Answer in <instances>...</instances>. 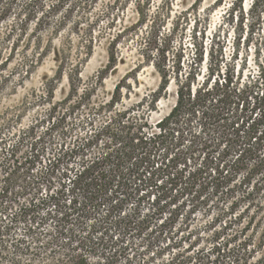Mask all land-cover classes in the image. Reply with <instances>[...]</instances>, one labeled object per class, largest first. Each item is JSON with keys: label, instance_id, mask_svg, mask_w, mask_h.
Segmentation results:
<instances>
[{"label": "clouds", "instance_id": "obj_1", "mask_svg": "<svg viewBox=\"0 0 264 264\" xmlns=\"http://www.w3.org/2000/svg\"><path fill=\"white\" fill-rule=\"evenodd\" d=\"M173 2L0 0V51L14 50L12 62L22 59L11 71L0 60V264H264V103L248 106L252 88L225 85L208 91L205 86L193 96L187 83L177 80L176 105L156 123L153 113L169 95L168 81L153 89L136 79L139 68L152 60L162 76L171 71L165 69L163 51H173L175 34L163 28ZM129 5L139 21L129 20L124 28ZM233 13L241 24L264 33V0H235L226 17L229 28L236 27ZM133 39L143 64L119 77L115 93L106 91L104 79L119 75L117 43ZM94 46L106 50V60L81 76ZM49 48L59 70L45 80L46 88L35 86L29 73H35L36 58L48 55ZM62 71L67 82L60 96L66 98L54 100L53 81L61 80ZM121 86L126 106L114 107ZM104 96H112L111 101L105 103ZM45 105L51 107L42 116ZM26 114H31L28 123L23 122ZM200 161L206 175L212 169L217 177L226 173L223 183L239 189L242 195L233 197L231 209L227 203L217 209L223 197L209 204L215 193L204 200V187L185 196L193 193L199 175L185 177V172L199 168ZM84 176H92L90 186L81 185ZM161 184L170 187L165 192ZM165 196L178 206L161 235L159 214L172 211L169 204L160 207ZM69 198H74V215L65 204ZM76 199L82 201L79 207ZM186 203L191 209L185 221L198 208L203 215L191 228L173 229ZM213 210L229 227L212 220Z\"/></svg>", "mask_w": 264, "mask_h": 264}, {"label": "rangeland", "instance_id": "obj_2", "mask_svg": "<svg viewBox=\"0 0 264 264\" xmlns=\"http://www.w3.org/2000/svg\"><path fill=\"white\" fill-rule=\"evenodd\" d=\"M219 0H175V2L169 5L168 16L166 21V28L164 31L168 33H174L173 45L183 46L184 64L187 62H195L196 55L199 52L203 54V60L201 62L202 74L206 73L205 67L208 66V49L214 48L216 51L213 53V60H220L223 63L222 66L230 64L234 65L236 69L239 67L244 68L245 72L248 70H255L258 64L264 65V45L260 43L257 36H252L251 39L243 40L240 38L242 34L239 26L237 30H233L234 27L229 28L226 23L225 16L227 8L231 0H224L222 4L218 3ZM153 12L156 13L158 6L153 5ZM211 9V11H209ZM135 24L139 21V15L133 10V6L129 5L125 10V23L124 28L130 27L128 21ZM120 21L117 19V24ZM139 31V29L137 30ZM246 31V29H245ZM245 34V32H244ZM43 40L47 41V33H43ZM115 38V36H113ZM138 39V37L136 38ZM57 45H62V40L57 41ZM48 45L45 43V47ZM116 47L120 49V54L116 57L117 63L114 67L118 70L119 75L112 78H105L104 85L105 90H114L115 85L118 82L120 76L126 74V72L135 69L139 64H143V53L136 45V40L133 39L128 42L127 45H121L117 43ZM5 55H7L5 53ZM12 55L10 61L5 65L11 68L16 67L20 57H16L12 62ZM106 60V50L103 47H95L91 57L87 63L83 66V70L80 73L81 76L85 72H95L101 67V62ZM39 67L35 70V73H29L30 81L35 86L44 87L45 80L51 79L55 75L56 64L52 53L44 55L43 58L37 61ZM137 81H144L147 85L156 89L160 83L159 75L155 72L152 65L143 64L136 72ZM67 82L66 75H64L60 82H58L55 90V97H60V89ZM128 83H131V77L128 78ZM28 81H25L27 84ZM134 86V85H133ZM99 91V90H98ZM126 89L121 86L120 104H125ZM169 95L166 98H161L158 101V111L153 113L156 117V121L166 115L171 109L174 103V86L173 83L169 84L166 90ZM131 94L129 93V97ZM111 96H104V99H108ZM118 105V106H119ZM31 114H26L24 123H28ZM55 190H45L46 193H53ZM45 199L48 198L45 194ZM46 214V213H44ZM55 223V221H52Z\"/></svg>", "mask_w": 264, "mask_h": 264}, {"label": "trees", "instance_id": "obj_3", "mask_svg": "<svg viewBox=\"0 0 264 264\" xmlns=\"http://www.w3.org/2000/svg\"><path fill=\"white\" fill-rule=\"evenodd\" d=\"M224 0H219V4H222ZM235 7V0H231L227 11H226V17H228V14L231 10V8ZM235 23L236 27H234L233 30H237V26H239L240 30L242 29V34H240V38H243V40H248L251 39L252 36H257L258 39L260 40V43H263L264 45V33L257 34L255 29L250 28L247 23H240V19L237 13H233L232 16L230 17ZM227 23V20H226ZM228 24V23H227ZM246 29V31H245ZM245 32V34H244ZM170 35L172 33H169ZM41 36L43 37L42 33ZM161 44H163V41H161ZM172 48L173 51L169 52L167 49H164L163 51V56L165 58V69H170L171 71L168 72L167 77L162 76L161 71L157 68V61L152 60L149 61L148 64L152 65L155 72L159 75L160 78V83L157 88L160 87V84L164 79H167V83L165 84L164 90L166 91L169 87L170 83H173L174 86V103L172 107H175L176 105V97L179 95V87L177 85V80L181 82V84L187 83L188 87L191 90V94L193 96L196 95L197 91L202 88V87H207L208 91H212L216 86H219L223 88L225 85L227 86L228 89H234L238 88V90L242 91L245 88H252V93L247 97V104L249 107H255L257 103H264V65L263 64H258L256 66L255 70H248V72L244 71V68L239 67L236 69L234 65H223L220 60H213V53L216 51L214 48H209L208 49V66L205 67L206 73L202 74V67H201V62L203 60V54L202 52H199L196 55L195 62H187L185 65L183 60H184V54H183V46L180 44L178 46L173 45V39H172ZM49 53H52L53 56L55 57V52L49 48ZM15 54V51L11 54H7L9 56L8 60H4L5 53L0 51V60L4 61V64H6L8 61H10V57ZM43 55V53H42ZM153 55L157 56L159 55L158 51H154ZM44 56V55H43ZM145 58V57H144ZM40 59V57L36 58V62ZM55 60V58H54ZM22 62L21 57L19 58V63ZM56 64V70L55 73L59 70L58 64L55 60ZM66 71V69H65ZM65 71L61 72V79L65 75ZM175 74V75H173ZM67 78V77H66ZM61 81V80H60ZM59 81V82H60ZM58 85V82L53 81ZM117 84L114 87L113 93H115ZM45 88L47 85L44 86ZM57 88V87H56ZM55 90H53V98L54 100L56 99L55 97ZM120 94H121V87L119 88V101L114 105V107H118L119 102H120ZM224 93H220V97L223 98ZM45 96H47V92H45ZM66 97H59V99L63 100ZM112 99V96L108 99H104V102H110ZM234 100L239 101V104L243 106L245 103L244 100H241L239 96L233 97ZM51 105H45L43 108H41V115L44 116L46 115V112L48 108H50ZM84 106L81 105V108ZM171 107V109H172ZM169 110V112L171 111ZM59 110V109H57ZM168 112V113H169ZM167 113V114H168ZM166 114V115H167ZM164 115V116H166ZM163 116V117H164ZM163 117L159 118L156 123H159ZM55 118H53L54 120ZM215 163V161H214ZM223 162H220L218 167L222 168ZM79 172L80 174H83L85 172V166L79 167ZM199 172V175L196 179V186L193 187V193H185V196H190V195H195V193L199 192L200 187H204L205 193L202 194V198L204 200L208 199V193H215L213 200L209 201V204H212L216 200H221V197L224 199L221 200V203L217 205V209L223 204L227 203L228 209H231L232 204L236 203V200H233V197H241V193L238 188H236V185L231 184L229 181L228 184H224V175H221L217 177L216 169H212L210 173L207 175L205 174L204 171V164L203 161L199 162V168H194L190 171L185 172V177H190L193 176L195 173ZM72 180L77 179V175L75 173H72ZM97 173H93L92 176H97ZM92 176H84L83 180L81 181L82 186H90L92 184ZM171 179H175V176L173 175ZM181 179H184L183 177ZM72 180H69L67 177H65V181L67 184H72ZM161 187L165 189V192L168 190L169 186H164L161 184ZM184 187H187V185H184ZM67 191H70V189H66V194ZM173 192L176 191L175 188L172 189ZM261 191H264V189H261ZM231 192V195H226L227 193ZM51 195H56V191H53ZM161 196H164V193H160ZM72 199L74 198H69V200L65 201V204L68 206V210L71 215H74L71 213V202ZM151 201L153 204L157 203V199L155 196L151 197ZM82 201L80 199H76V204L77 207L81 205ZM160 207L163 208L165 204H169V198L164 197L163 200L159 201ZM177 204H169V207L172 209L171 212L169 211H162L159 214V223H160V234L163 235L164 232L168 231L166 225L170 220L173 218V213L176 212ZM208 205H205V208H207ZM239 205L237 204V211H239ZM191 205L185 204L184 211L180 213H176L175 215V220L172 224L173 229H184L185 224H187V227L191 228L193 226V223H196L198 219L203 215L200 209L198 208L196 212L192 213L190 216H188L187 220L185 221V216L187 213L190 211ZM63 215V214H61ZM209 215L212 217V220L214 222H223L225 223V227H229L227 224L226 219L223 216H220L216 210H213L209 213ZM244 221L241 220V223ZM151 226V225H150ZM183 239V237H181Z\"/></svg>", "mask_w": 264, "mask_h": 264}]
</instances>
